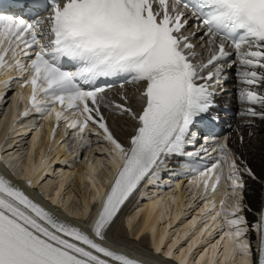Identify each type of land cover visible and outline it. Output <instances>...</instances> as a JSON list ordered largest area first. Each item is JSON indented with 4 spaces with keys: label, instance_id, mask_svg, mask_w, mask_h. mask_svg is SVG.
Returning a JSON list of instances; mask_svg holds the SVG:
<instances>
[{
    "label": "snow or ice",
    "instance_id": "6c2138e0",
    "mask_svg": "<svg viewBox=\"0 0 264 264\" xmlns=\"http://www.w3.org/2000/svg\"><path fill=\"white\" fill-rule=\"evenodd\" d=\"M14 6L24 8V3ZM37 7L50 11L34 20L23 18L24 13L0 14V85L18 80L21 89L29 90L17 94L16 100L26 101V107L13 113L8 130L34 113L54 121L52 139L60 122L73 130L78 143L89 144V134L102 136L110 145L105 151L114 172L102 191L97 188V168L89 164L92 201L99 206L94 216L87 202L83 214L74 213L91 221L87 230L60 218L0 174V264H144L104 242L142 182L158 178L168 159L182 153L194 122L211 111L227 70L223 61L236 69L239 99L262 109L248 107L243 114L264 119V0H51L50 5L34 0L26 11L31 14ZM190 18L197 23L186 31ZM201 32L206 59H197L202 53L193 43ZM11 71L16 75H8ZM112 77L138 86L139 111L128 106L123 91L124 103L106 98L112 85L98 81ZM101 106L134 121L127 144L115 136ZM227 140L215 142L210 166L191 169L195 175L188 183L198 190L193 196L199 194L204 207L185 226L183 236L169 245L166 255L172 256L179 241L194 233L188 248L180 250V264H188L193 250L216 229L222 232L220 239L205 248L196 264H217L218 258L220 264H234L238 254L240 264H254L250 243L243 238L253 227L260 230L258 264H264V209L257 225H249L241 214L242 172ZM225 164L234 199L226 206L225 192L217 207L215 193ZM43 165L42 158L31 171ZM243 171L254 175L250 168ZM26 182L32 187L30 177ZM132 220L129 217L130 229ZM167 234L165 229L161 245ZM155 250L161 251L160 246Z\"/></svg>",
    "mask_w": 264,
    "mask_h": 264
},
{
    "label": "bare ground",
    "instance_id": "6f19581e",
    "mask_svg": "<svg viewBox=\"0 0 264 264\" xmlns=\"http://www.w3.org/2000/svg\"><path fill=\"white\" fill-rule=\"evenodd\" d=\"M1 122V120H0ZM111 123L114 124L115 134H117L119 137H123L124 135H129L130 129L128 128V120L126 118H122L120 116H114L112 118ZM33 126V125H32ZM38 127H34L30 131V146L28 148V153H31L32 146H33V137H38L37 132ZM254 132L250 135H243L241 144L239 146L240 151L244 154L245 157H247L250 164H252L253 170L255 171V180L251 177L245 178L244 181H246L247 186L244 188V198H246L249 205L253 206L255 209H258L260 205L264 202V123H258L257 126L253 128ZM26 129L23 128L22 130L19 129L15 134L12 136V138L7 139L5 142V147L10 145H15V148L13 149L12 155H7L4 157L3 163H0V169L5 171H13L14 174H17V166L14 164L17 161L18 156L21 154L20 151H24L22 143L24 142L23 132H25ZM19 133H21L19 135ZM64 150L67 154H69L70 162L68 163V167L65 171L58 174V172L55 173V175H49L46 179L42 180L41 182L36 183V186L39 190H41V193L47 194L49 197V200L46 199L48 202H52L55 199L56 205L58 208L60 207L62 210H66L68 213H81L83 214L85 203H88V206L90 207L92 203V196L95 195V190L92 189L91 183L89 182L87 176L89 172V164L91 163L93 166L97 168V174H96V180H97V188L100 190H104L102 186V180L103 177L108 181L107 174H110V167H113L111 164V157L108 156L106 158L105 154H97L93 147H91L90 150L87 151V155L84 159H80V155L77 152L78 143H74L71 146H68L67 144L63 145ZM70 147V151H69ZM96 150H99L98 146H94ZM43 147L41 149H38V156L36 162L39 160L41 155L43 154ZM105 151V149H103ZM61 149H55V153H59ZM107 152V151H105ZM29 157V155H28ZM81 164H85V167L87 168L86 172L81 171ZM48 166L45 164L42 168H47ZM32 169V168H31ZM11 171V172H12ZM41 177V174L38 173L36 177L32 180L33 184ZM160 186L152 188V193L159 192V195L164 192V190L161 189V187L164 186L165 183H163L162 179L159 181ZM28 185V184H27ZM177 185V181L174 183V187ZM34 193H36L38 196L40 193L38 192L37 188H33ZM59 191L60 195L57 196V192ZM168 193L171 192V190H167ZM227 192V205L231 206L233 203L234 197L232 196V189L223 190V189H217L215 195L218 199H221L224 193ZM182 194L180 192H176L175 194H169L168 199L163 198L161 200H152L154 202H160V209L155 214V217L150 214V211L154 208V203L150 202L147 204H144L143 207L140 205V203L136 202L134 203L129 210L126 211V215L123 217L122 224L123 226H126V230L123 229V227L120 225V219L116 220L114 225L112 226L109 233L119 235V239L124 240L125 242H130L135 244L136 247L140 249L145 248V239L146 236L139 235V233L143 230L144 227L151 221L152 225L150 228L152 229L153 226L158 222L160 223V214L161 212H164V218L167 214L166 210L170 207L172 204L174 209L178 206V204H181V200L179 197ZM222 195V196H221ZM239 195V190H238ZM43 197V195H42ZM172 197L176 198V202L172 203ZM162 202V203H161ZM143 210V211H142ZM186 211L180 210L179 207H177L173 214L171 215V219L167 220V223L163 226H161L160 230L157 232L159 234V237H152L151 238V245L152 250L154 252H157L156 246L159 245L161 248V253L165 254L169 250V245L173 243L174 240H178L180 236H183L184 232L187 230L186 225H188L190 220L185 221L186 217L184 216ZM76 216V215H75ZM83 216V215H81ZM195 216V215H193ZM129 217H132V227L131 229L128 226V219ZM178 217V218H177ZM81 223L84 221L79 218ZM176 221L177 222V228L175 230L168 229L167 224L170 222ZM140 226L138 232H135L136 228ZM199 227H203V223L199 225ZM165 229H167V236L165 237L164 243L160 244V237L164 233ZM217 230V231H216ZM213 230V235L211 237H206L203 242L193 250L192 254L189 257L188 264H196V261L200 258V255L204 252L205 248H209L210 245L215 244L217 240L220 239V236L222 235V232L218 229ZM199 231V228L196 230ZM110 234V235H112ZM129 234L134 236V239L129 237ZM194 233H190L187 237L180 240L177 246L173 249V255L169 256L167 261L172 264H180V261L177 259L181 255L180 250L181 249H187L189 242L192 240ZM137 236L139 237L138 239ZM247 240L246 236L243 237ZM134 241V242H132ZM252 251V249L250 248ZM222 251V247H221ZM160 253V254H161ZM174 260V261H173ZM206 264V262H205ZM217 264H220L219 258L217 259ZM234 264H240L239 254L237 255Z\"/></svg>",
    "mask_w": 264,
    "mask_h": 264
}]
</instances>
